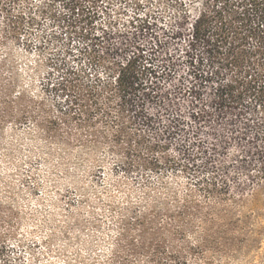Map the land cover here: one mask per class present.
<instances>
[{"label":"rangeland","instance_id":"rangeland-1","mask_svg":"<svg viewBox=\"0 0 264 264\" xmlns=\"http://www.w3.org/2000/svg\"><path fill=\"white\" fill-rule=\"evenodd\" d=\"M1 1L0 86L13 85V98L25 93L8 109L25 113L2 122L0 105V264H264V188L248 169L258 118L195 102L186 56L193 10L176 25L179 8L140 0V15L163 16L142 34L129 25L134 0H50L55 20L48 14L17 36ZM194 3L190 9L200 0ZM24 6L20 0L15 8ZM170 24L181 36L167 35ZM81 27L95 29L94 49L106 59L125 61L140 46L158 76L169 65L170 75L157 80L158 97L144 106L149 126L132 124L131 111L124 112L129 121L118 117L107 92L97 90L94 103L74 83L58 84L66 73L62 58L88 78L108 74L107 63L92 68L65 54L68 32ZM71 34L77 52L86 40ZM228 74L223 69L220 81ZM202 112V120L193 119ZM175 115L176 132L168 128ZM153 156L163 160L158 171Z\"/></svg>","mask_w":264,"mask_h":264},{"label":"trees","instance_id":"trees-1","mask_svg":"<svg viewBox=\"0 0 264 264\" xmlns=\"http://www.w3.org/2000/svg\"><path fill=\"white\" fill-rule=\"evenodd\" d=\"M19 1H1L3 5L9 7V33L18 36L26 26L37 25L39 19L48 14L54 19L50 9V0L45 5L38 3L35 8L31 3L32 0H23L25 6L16 9L15 5ZM119 1L121 2V0ZM163 3L171 4L180 9V12H177L179 22L177 21L176 25L187 20L192 10L194 12V19L190 23L187 33L189 48L186 56L193 73L194 83L189 87V90L196 99L195 102L210 100L219 114L234 111L240 115L249 110L257 116L258 120L252 128L253 138L251 140L253 145H257V150L253 155V167L248 169L254 171L255 182H260L264 188V0H200L198 7L193 9H190V6L194 0H167ZM131 4L133 5V14L132 19L129 20V25L135 27L137 32L149 33L163 17L161 13L156 15L153 11L140 15L138 12L142 4L140 0H134ZM123 8L124 6L117 7L113 15L120 14ZM11 9L15 14L10 12ZM97 14L98 11L93 13L94 18ZM107 14L109 17L108 26H111L115 20L111 19L112 15L109 12ZM171 25L164 28L167 35L173 38L181 36L183 31L179 25L175 29ZM63 27L66 26L63 25ZM68 33L70 34L67 35L65 54L73 55L75 59H87L88 65L92 68L107 63L108 74L104 78L99 76L88 78L81 69L82 66L79 69L75 68L68 64L65 58H62L58 64L66 67L64 78L62 77L66 83L62 81L58 84L67 86L65 84L70 83L68 85L70 87L72 86L71 83H74L83 95L85 96L86 93L87 97L89 96L94 103H96L95 98L102 94L97 90L103 91V93L107 92L116 101L118 117L123 119L127 117L129 121L130 117L124 115V112L131 111L130 122L132 124H136L134 120L139 119L143 125L149 126L152 117L145 112L144 106L145 103L158 97L157 80L164 75H170L169 65L163 63V75L158 76L154 68L153 58L145 54L140 46L133 47L135 51L125 61L106 59L103 53L100 55L94 49L98 36L93 27H81L79 31H69ZM71 33L86 40L85 45L77 52L71 47L73 37ZM25 44L27 45V42ZM204 61L211 67V71H204ZM223 69L228 70L229 74L220 81L221 78L219 77ZM154 78L155 80H153ZM214 82L216 83L211 95L202 97V91L206 88L205 85L214 84ZM177 89L180 90V87H175V90ZM12 90L13 85L11 84L0 86V105L4 106L3 111H1L3 112L1 115L2 122L8 118L16 119L18 112L22 113L21 116H24L25 113L23 109L14 113L12 110L8 111V109L13 108V102H17L25 95V93L20 92L21 94L13 95V98L11 97ZM165 96L166 94L163 98ZM191 115L195 120L204 118L203 112ZM180 124L179 115H175V118L169 122L168 128L176 132ZM249 126L251 125L249 124ZM140 137H143L142 140H144L143 135ZM149 143L152 146L164 148V143H160L158 140L149 141ZM222 144L224 142H221L220 147ZM174 163L180 164L177 161ZM151 164L158 171L163 160L153 156ZM149 262L158 264L155 259Z\"/></svg>","mask_w":264,"mask_h":264}]
</instances>
